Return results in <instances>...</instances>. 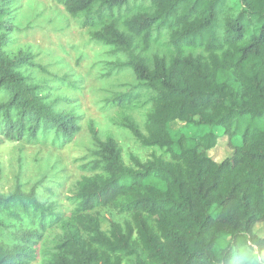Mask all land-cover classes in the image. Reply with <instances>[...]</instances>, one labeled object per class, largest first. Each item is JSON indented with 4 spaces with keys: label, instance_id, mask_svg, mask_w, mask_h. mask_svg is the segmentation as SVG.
I'll return each mask as SVG.
<instances>
[{
    "label": "trees",
    "instance_id": "1",
    "mask_svg": "<svg viewBox=\"0 0 264 264\" xmlns=\"http://www.w3.org/2000/svg\"><path fill=\"white\" fill-rule=\"evenodd\" d=\"M57 1L94 30L95 41L125 57L116 67L133 72L153 107L146 133L130 116L119 126L170 159L132 156L127 166L119 142L103 140L91 123L95 150L85 168L92 175L77 183L69 212L19 182L0 193V213L30 226L12 231L0 222V234L14 242L0 244V264L40 257V264H264V237L255 231L264 224V0ZM15 30L1 0L0 135L69 144L81 118L70 99L51 100L46 85L24 74L43 68L32 52L9 50ZM140 95L129 91L107 104L139 108ZM192 127L208 131L189 137ZM222 128L232 154L217 162L210 153ZM108 208L130 220L104 230L100 211Z\"/></svg>",
    "mask_w": 264,
    "mask_h": 264
},
{
    "label": "rangeland",
    "instance_id": "2",
    "mask_svg": "<svg viewBox=\"0 0 264 264\" xmlns=\"http://www.w3.org/2000/svg\"><path fill=\"white\" fill-rule=\"evenodd\" d=\"M1 2V0H0ZM12 10V24L16 29L12 35L9 50L12 53L30 51L36 56V64L43 69H25L32 83L46 85L51 100L68 98L72 108L81 118V132L75 140L61 146L55 144L53 136L41 137L37 142L9 141L0 135V193H11L17 183L25 192L36 188L42 203H55L59 210L69 212L72 208L69 198L77 188L83 176L92 172L85 168L95 150L89 125L93 123L100 137H114L123 150L127 166H134L131 157L147 161L153 153L170 159V156L158 148L143 147L127 129L119 126L125 116L134 119L146 133L145 123L153 104L149 95L141 90L133 72L116 67L125 57L115 54L112 47L98 43L92 38V28H84L81 18L71 17L65 7L57 0H8ZM153 53L157 50L154 48ZM135 89V90H134ZM138 89V90H137ZM140 89V90H139ZM129 91L140 92L141 107L119 108L107 104ZM66 104L57 108L63 109ZM205 127L187 128L189 137L206 133ZM221 135L218 147L210 154L221 162L232 154L228 138ZM243 131V130H242ZM242 141L238 136V144ZM103 229L110 227L111 221L124 223L130 220L115 209L100 211ZM0 222L10 230L30 228L27 221H17L0 213ZM260 237H264V224L255 228ZM59 229L47 233L41 248L52 252ZM13 240L0 234V244L13 245ZM41 257L36 262L40 264ZM123 264H129L127 260Z\"/></svg>",
    "mask_w": 264,
    "mask_h": 264
}]
</instances>
